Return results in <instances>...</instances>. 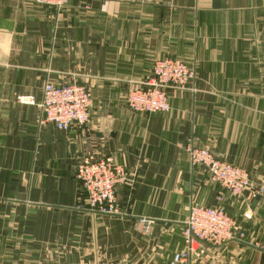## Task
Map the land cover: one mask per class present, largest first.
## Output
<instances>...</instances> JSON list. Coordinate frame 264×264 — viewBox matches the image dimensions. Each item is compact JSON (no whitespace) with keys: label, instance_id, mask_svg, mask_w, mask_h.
I'll list each match as a JSON object with an SVG mask.
<instances>
[{"label":"crops","instance_id":"0c3cea01","mask_svg":"<svg viewBox=\"0 0 264 264\" xmlns=\"http://www.w3.org/2000/svg\"><path fill=\"white\" fill-rule=\"evenodd\" d=\"M196 71L169 91L167 112H134L126 97L156 59ZM46 81L86 85L88 121L41 122ZM204 146L247 170L241 197L223 192L185 146ZM110 156L131 181L118 212L93 214L75 176ZM264 0H67L57 10L0 0V264H168L183 247L191 203L221 205L244 241L199 246L191 264H264ZM249 214V215H247ZM150 220L147 230L141 219Z\"/></svg>","mask_w":264,"mask_h":264},{"label":"built area","instance_id":"2783aa9c","mask_svg":"<svg viewBox=\"0 0 264 264\" xmlns=\"http://www.w3.org/2000/svg\"><path fill=\"white\" fill-rule=\"evenodd\" d=\"M39 5L62 9L67 0H28ZM196 76L193 66L184 61L164 57L153 63L152 73L144 82L131 85L126 97L127 107L134 112H167L170 109L169 91L192 90ZM19 102L37 104L41 112V122L54 124L60 130L71 125H84L89 118L92 97L85 84L72 81L54 84L46 81L41 98L37 102L33 96H17ZM185 152L190 166L203 167L209 179L220 189L217 195L222 200L223 192L241 197L251 186L247 170L226 159L216 156L204 146L189 142ZM75 176L85 192L88 209L93 214L114 215L118 212L116 188L131 181L125 168L112 157L104 156L95 160L81 159L75 167ZM264 192V185H258L251 196ZM249 215V214H247ZM150 220L141 219L145 232ZM183 247L175 252L168 264H191L192 254L199 246L219 247L229 241H244L245 232L221 205L205 206L191 203L187 218L181 230ZM264 253V235L255 244Z\"/></svg>","mask_w":264,"mask_h":264},{"label":"rangeland","instance_id":"374dc122","mask_svg":"<svg viewBox=\"0 0 264 264\" xmlns=\"http://www.w3.org/2000/svg\"><path fill=\"white\" fill-rule=\"evenodd\" d=\"M181 60V59H180ZM183 61V60H182Z\"/></svg>","mask_w":264,"mask_h":264}]
</instances>
